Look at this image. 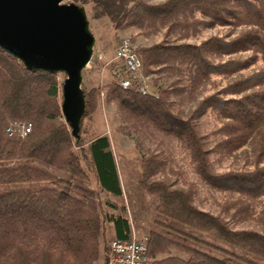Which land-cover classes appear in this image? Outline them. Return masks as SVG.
I'll use <instances>...</instances> for the list:
<instances>
[{"label": "trees", "instance_id": "obj_1", "mask_svg": "<svg viewBox=\"0 0 264 264\" xmlns=\"http://www.w3.org/2000/svg\"><path fill=\"white\" fill-rule=\"evenodd\" d=\"M87 1L94 17L107 15L120 28L166 27L160 41L136 50L144 75L153 74L154 84L160 78L168 82L156 93L141 90L143 83L136 78L123 88L125 69L111 65L108 83L81 87L84 112L74 135L62 112L59 71L31 70L0 48V264H94L105 222L112 224L115 238L132 236L125 205L106 199L118 212H104L97 198L96 190L123 194L109 138L90 136L101 92L133 125L189 149L201 181L230 196L219 213L200 208L194 203L195 184L182 188L154 178L163 160L156 151L143 155L137 182L156 197L147 232L148 264H264V205L260 229L233 226L252 215L264 196V166L217 173L210 159L232 154L254 136L259 137L257 162L264 158V66L203 96L187 116L173 109L171 98L191 102L211 75L232 76L258 60L264 65V0L69 2L81 6ZM194 12L206 19L189 17ZM195 24L245 28L232 38L180 41ZM171 34L175 40H169ZM243 52L250 53L231 57ZM208 111L224 120L212 131V143L197 126ZM13 122L30 123V132L23 138L8 135ZM107 251L104 245V262Z\"/></svg>", "mask_w": 264, "mask_h": 264}, {"label": "rangeland", "instance_id": "obj_2", "mask_svg": "<svg viewBox=\"0 0 264 264\" xmlns=\"http://www.w3.org/2000/svg\"><path fill=\"white\" fill-rule=\"evenodd\" d=\"M70 0H63L68 3ZM149 2H158L163 0H148ZM80 6L79 4H77ZM92 2L87 1L80 7L83 9L86 17V29L93 35L94 44L91 47V57L93 62L89 61L87 65L80 71L81 82L80 87L103 85L112 79L113 70L111 65H116V71L122 69L121 61L114 57L115 48L119 39L123 36L129 37L135 50L138 46L149 45L160 41L163 38L166 27L160 29L155 27L141 28L117 27L115 22L107 15L102 17H94L91 11ZM191 18L206 19L199 12L189 15ZM245 27H232L216 25L213 27H205L195 24L190 32L180 41L198 43L204 38L211 35H224L232 38L242 31ZM181 28H177V33H181ZM174 35H170L169 40H175ZM137 51V50H136ZM138 53V52H137ZM250 52H243L232 55L231 57H245ZM216 60V59H215ZM261 60H258L248 69L242 70L232 76L211 75L201 86L195 91V99L191 102H185L181 97L172 95L174 101L173 109L187 116L189 111L196 105L197 101L203 96L212 93L221 88L235 78L247 75L254 70L263 67ZM59 78L63 82L64 71H59ZM144 74V73H143ZM145 88L148 92L156 93L157 86H165L168 82L165 78H160L154 84V75H145ZM82 90V88H81ZM224 122L223 119L217 117L211 111H208L198 120V131L208 136L209 142L216 139L213 130ZM91 131L90 136L106 135L110 141V147L114 154L117 170L119 174L120 184L123 194L114 196L103 191H97V198L101 202L104 212H114L105 204L106 199H110L116 203L124 204L127 216L131 221V230L136 236H147V232L151 227L154 216L152 206L156 202V197L148 194L139 185L138 180L141 176L140 159L143 155L156 151L159 158L163 160L161 170L154 178H165L178 187H186L187 184L196 185V194L194 203L203 209L219 213L221 205L228 202L230 196L226 192L215 191L207 187L199 177L195 163L193 162L189 149L182 145L179 141L169 140L160 134L149 133L138 125L128 120L125 115L118 109L117 105L107 101L105 94H100L99 102L89 122ZM259 137L254 136L244 146L234 151L232 154L224 158L210 155L212 166L215 172L220 173L228 170H250L258 163L264 166V158L257 162V147ZM92 187H94V178L92 177ZM27 185V184H26ZM256 210L245 220L239 221L233 226L237 228H255L260 229L259 220L260 210L264 205V196L256 201ZM222 216L227 218V213L222 212ZM148 237V236H147ZM115 238L112 224L105 222L104 239L100 238V254L94 264H105L103 248L104 245L108 250L110 241ZM108 252V251H107Z\"/></svg>", "mask_w": 264, "mask_h": 264}, {"label": "water", "instance_id": "obj_3", "mask_svg": "<svg viewBox=\"0 0 264 264\" xmlns=\"http://www.w3.org/2000/svg\"><path fill=\"white\" fill-rule=\"evenodd\" d=\"M83 9L63 0H0V48L31 69L64 71L62 112L72 133L84 112L80 71L91 59L93 35Z\"/></svg>", "mask_w": 264, "mask_h": 264}, {"label": "built area", "instance_id": "obj_4", "mask_svg": "<svg viewBox=\"0 0 264 264\" xmlns=\"http://www.w3.org/2000/svg\"><path fill=\"white\" fill-rule=\"evenodd\" d=\"M114 57L121 61L127 76L120 79L121 87L131 86L132 78L142 81L141 90L145 88V75L142 70V61L135 50L129 37L123 36L115 48ZM103 95V92H101ZM31 130V124L27 122H13L7 128L8 135L25 137ZM147 236H132L128 239L113 238L109 243V252L105 264H148Z\"/></svg>", "mask_w": 264, "mask_h": 264}, {"label": "crops", "instance_id": "obj_5", "mask_svg": "<svg viewBox=\"0 0 264 264\" xmlns=\"http://www.w3.org/2000/svg\"><path fill=\"white\" fill-rule=\"evenodd\" d=\"M99 254H100V252H99Z\"/></svg>", "mask_w": 264, "mask_h": 264}]
</instances>
